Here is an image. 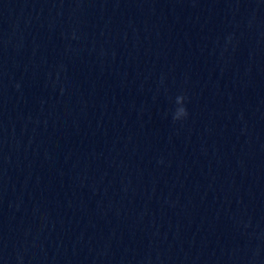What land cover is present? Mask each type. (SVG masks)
Instances as JSON below:
<instances>
[{"label": "clouds", "instance_id": "1", "mask_svg": "<svg viewBox=\"0 0 264 264\" xmlns=\"http://www.w3.org/2000/svg\"><path fill=\"white\" fill-rule=\"evenodd\" d=\"M72 38L73 39L75 38V33H73ZM232 38L233 37L231 35H229L226 38L227 42L230 43ZM60 70L61 71L63 70V65L60 66ZM58 80H59V71L57 72L56 80H54L52 82L53 83V87H55V85H56ZM15 87L17 89H19L20 88V84L17 83L15 85ZM61 92H63V87H61ZM187 102H188V96L185 93H180V94L175 96V99H174L175 108H174V110L172 111V114H171V118H172V121L174 123L183 122L184 120L187 119V117L189 115L188 109L186 107V103ZM16 259H17V264H23V256L22 255L17 254Z\"/></svg>", "mask_w": 264, "mask_h": 264}]
</instances>
